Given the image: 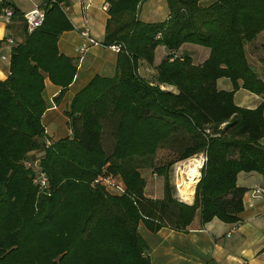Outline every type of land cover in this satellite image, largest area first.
Returning <instances> with one entry per match:
<instances>
[{"label":"trees","instance_id":"trees-1","mask_svg":"<svg viewBox=\"0 0 264 264\" xmlns=\"http://www.w3.org/2000/svg\"><path fill=\"white\" fill-rule=\"evenodd\" d=\"M104 47L121 45L113 77H94L64 114L69 137L50 140L42 124L48 108L45 81L60 89L76 75L72 59L58 50L73 30L68 0H40L44 20L21 41L9 43V74L0 81V264H150L138 227L184 232L197 213L203 225L236 224L244 212L241 173L264 178V81L248 61L246 46L264 32V0H166L168 17L144 23L143 0H105ZM185 44L210 50L194 65L177 51ZM158 46L166 56L154 83L138 64L151 65ZM264 50V44L262 45ZM173 59V60H171ZM264 67V56L261 59ZM233 91H219V79ZM242 85H240V83ZM170 86L173 94L160 89ZM263 98L256 109L234 102L237 90ZM175 160L155 164L159 151ZM207 156L189 206L176 196L170 172L182 161ZM163 178L161 199L147 198L141 171ZM46 178V188L38 179ZM111 178L121 191L96 183Z\"/></svg>","mask_w":264,"mask_h":264},{"label":"crops","instance_id":"crops-1","mask_svg":"<svg viewBox=\"0 0 264 264\" xmlns=\"http://www.w3.org/2000/svg\"><path fill=\"white\" fill-rule=\"evenodd\" d=\"M3 1L16 8L21 15L38 7L40 3V0ZM68 1L66 13L73 30L59 37L57 47L61 54L73 60L76 65V75L57 102H54V98L60 89L48 80L45 81L44 97L48 108L42 116V124L47 137L52 141L71 135L68 119L64 114L71 100L94 77H113L116 73L118 58V54L109 47L88 45L82 36L86 30L91 39L100 44L103 42L108 19L107 11L104 10L107 5L105 0ZM215 1L202 0V5L208 6ZM164 2L166 5V0H158L148 10L149 13L139 9V20L144 23L165 21L168 14L164 12ZM157 17H161V20ZM22 23L14 18L6 24L0 17V55L9 58L8 39L14 42L21 41ZM263 44L264 32L254 42L249 43L246 50L250 65L264 81V67L261 63L264 56ZM82 48L84 50L81 52ZM166 53L164 47H157L151 65L143 61L139 62L138 75L153 84L156 75L155 68L164 59ZM177 55H187L194 65H200L209 58L210 50L194 44H185L177 51ZM8 74V61H0V81L5 80ZM239 83L242 85L241 82ZM160 89L173 94L178 93L176 88L170 86H160ZM217 89L230 92L234 87L229 79L222 78L217 82ZM234 102L240 108L256 109L263 103V98L240 88L235 92ZM261 145L264 147V138ZM238 186L247 191L244 195V212L236 224H225L214 219L203 225L200 221V214L197 213L192 224L184 232L162 228L157 233H150L139 225L138 231L149 249L150 264H264V195L257 196L253 193L256 188L264 189V178L257 173H241L238 176ZM147 188L146 185L144 194L147 198H162V190L156 192L155 187L153 190H147Z\"/></svg>","mask_w":264,"mask_h":264},{"label":"built area","instance_id":"built-area-1","mask_svg":"<svg viewBox=\"0 0 264 264\" xmlns=\"http://www.w3.org/2000/svg\"><path fill=\"white\" fill-rule=\"evenodd\" d=\"M83 1V0H82ZM86 1V0H84ZM3 3V0H0V5ZM108 6L105 5L104 10L107 11ZM12 10L9 7H0V17L4 20V22L6 24L10 23L11 21V17H12ZM23 19L26 25V29L28 33H32L34 30L38 29L39 27H41L43 20H44V11L38 7H35L34 9H32L31 11H28L26 13L23 14ZM82 36L86 39L87 44L91 45V46H101L100 43H98L97 41L91 39L88 36L87 31L85 30L82 33ZM8 44L12 43L11 40H7ZM109 48L114 51L115 53H119L121 50V45L119 44H113L111 46H109ZM84 50V48L81 49V52ZM173 60V59H171ZM0 61L2 62H7L8 58L5 55H0ZM202 165L200 170L202 171L203 167L205 166L206 162H207V156L206 155H202V157L200 158ZM183 165H181L180 163V167L179 168H175V174L174 176L177 178L178 177V173L180 169H182ZM38 182L40 183V185L43 188H46V178L44 176H40L38 179ZM96 183H100L102 185H104L109 191L111 192H119L121 191V184L116 182L115 180H112L111 178L107 177V178H100ZM176 188H177V184H176ZM254 195L257 196H261L264 195V189L262 188H256L253 191Z\"/></svg>","mask_w":264,"mask_h":264},{"label":"rangeland","instance_id":"rangeland-1","mask_svg":"<svg viewBox=\"0 0 264 264\" xmlns=\"http://www.w3.org/2000/svg\"><path fill=\"white\" fill-rule=\"evenodd\" d=\"M157 1L158 0H143L140 9H142V11H146L145 13H149L148 10L151 9L153 4L157 3ZM164 6H165V11L164 12H166L168 14L167 4L165 5V2H164ZM157 19L161 20V17H157ZM202 155L203 154L198 155V156H196V157H194L192 159H189L187 161L179 162L173 167V169H171V172H170L171 185H174L175 189H176V183L178 184L177 185V189H176V196L179 195V193H178L179 192V184H182V182L185 181L186 166L188 165V163L189 164L192 163L195 159L200 160ZM173 160H175V156L173 154H170L167 151L161 150V151L158 152V154H157V156L155 158V164L158 166L160 164L169 163L170 161H173ZM180 163L183 166L181 167L182 169L178 170L179 173H178V177L176 178V177H174L175 168L177 166H178L177 168H179L180 167ZM200 172H201V170H200ZM141 174L143 175V177L145 179V183L148 186L147 190H149V189L153 190V188L155 187L156 188V192H157V190L158 191H161V190L163 191V178L162 177H159V176L155 175L154 171H151V170H143V171H141ZM200 175H201V173L199 174V177H200ZM199 179L200 178H198L196 180V184L198 183ZM195 190H196V187H195ZM194 195H195V191H194ZM178 198L180 199L181 197L179 196Z\"/></svg>","mask_w":264,"mask_h":264},{"label":"bare ground","instance_id":"bare-ground-1","mask_svg":"<svg viewBox=\"0 0 264 264\" xmlns=\"http://www.w3.org/2000/svg\"><path fill=\"white\" fill-rule=\"evenodd\" d=\"M201 165V160L195 159L192 163L186 166L185 181L182 182V184H179L178 192L181 199L186 203L191 204L194 200V191L196 185L198 184H196V180L200 178L199 174L201 173Z\"/></svg>","mask_w":264,"mask_h":264},{"label":"water","instance_id":"water-1","mask_svg":"<svg viewBox=\"0 0 264 264\" xmlns=\"http://www.w3.org/2000/svg\"><path fill=\"white\" fill-rule=\"evenodd\" d=\"M200 178H201V175H200ZM199 181H200V179H199ZM199 181H198V183H199ZM180 201H181L182 203L186 204V205H189V206L193 205V203H194V200H193V202H192L191 204L186 203V202H184L181 198H180Z\"/></svg>","mask_w":264,"mask_h":264}]
</instances>
